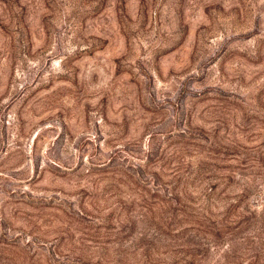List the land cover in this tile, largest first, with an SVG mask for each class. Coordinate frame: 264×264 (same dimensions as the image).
Masks as SVG:
<instances>
[{"label": "rangeland", "instance_id": "374dc122", "mask_svg": "<svg viewBox=\"0 0 264 264\" xmlns=\"http://www.w3.org/2000/svg\"><path fill=\"white\" fill-rule=\"evenodd\" d=\"M0 264H264V0H0Z\"/></svg>", "mask_w": 264, "mask_h": 264}]
</instances>
